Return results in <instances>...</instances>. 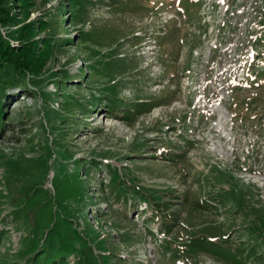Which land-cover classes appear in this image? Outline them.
I'll return each mask as SVG.
<instances>
[{
    "label": "rangeland",
    "instance_id": "374dc122",
    "mask_svg": "<svg viewBox=\"0 0 264 264\" xmlns=\"http://www.w3.org/2000/svg\"><path fill=\"white\" fill-rule=\"evenodd\" d=\"M8 2L55 48L1 71L0 264H264L196 245L264 256V0Z\"/></svg>",
    "mask_w": 264,
    "mask_h": 264
},
{
    "label": "trees",
    "instance_id": "16d2710c",
    "mask_svg": "<svg viewBox=\"0 0 264 264\" xmlns=\"http://www.w3.org/2000/svg\"><path fill=\"white\" fill-rule=\"evenodd\" d=\"M28 1L30 2V0H26L27 3ZM13 20L14 16L12 15L8 0H0V75L4 67L7 66L12 67L18 73H26L34 77H39L45 71L55 48L54 43L49 37L41 40L37 39L39 37L38 33L47 30L48 24L45 20L37 25L35 23H28L21 26L11 35H4L2 29L7 27L9 22ZM10 86L11 84H9V87L5 85L0 87V90H3L0 95V136L5 132V128L8 125V121H5V109L9 101L8 88ZM113 102L115 103V101ZM112 114L115 115V110H112L110 115ZM110 115L107 116L110 118ZM227 243L228 241H225L222 246L203 237L196 242V245L204 247V250L218 259L233 262L238 261L240 255H243L250 259H253V256L260 257L262 259H259L258 262H264V256L258 254L255 249L246 252L244 250L246 248H230L227 246ZM75 249L74 246H69L58 235H54L49 242L48 248L41 255L42 259H39L37 254L29 262L30 264H68V258L76 252ZM77 258L78 260L74 264H91L92 261V257L85 255L83 252L79 253Z\"/></svg>",
    "mask_w": 264,
    "mask_h": 264
},
{
    "label": "bare ground",
    "instance_id": "6f19581e",
    "mask_svg": "<svg viewBox=\"0 0 264 264\" xmlns=\"http://www.w3.org/2000/svg\"><path fill=\"white\" fill-rule=\"evenodd\" d=\"M106 124H109L108 119L105 121Z\"/></svg>",
    "mask_w": 264,
    "mask_h": 264
}]
</instances>
